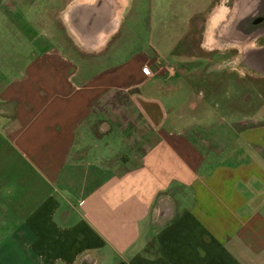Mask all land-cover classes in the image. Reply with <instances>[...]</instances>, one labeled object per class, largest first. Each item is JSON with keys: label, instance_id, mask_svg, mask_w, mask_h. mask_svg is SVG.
I'll return each mask as SVG.
<instances>
[{"label": "crops", "instance_id": "obj_1", "mask_svg": "<svg viewBox=\"0 0 264 264\" xmlns=\"http://www.w3.org/2000/svg\"><path fill=\"white\" fill-rule=\"evenodd\" d=\"M137 3L70 0L63 29L61 8L47 26L45 8L4 15L0 264H264V61L146 76L149 54L126 50ZM31 30L30 55L9 54ZM220 78L232 92L201 90Z\"/></svg>", "mask_w": 264, "mask_h": 264}, {"label": "rangeland", "instance_id": "obj_2", "mask_svg": "<svg viewBox=\"0 0 264 264\" xmlns=\"http://www.w3.org/2000/svg\"><path fill=\"white\" fill-rule=\"evenodd\" d=\"M69 1L0 0V41H4V37L8 38L10 36L8 32L10 29V26H8L9 21L4 15H8L7 12L10 11L11 7L17 13L21 11L23 6H31L34 8V11H39V9L36 10L37 7L45 8L43 11L49 15V17L46 15V20L44 21L46 26L49 20L52 23V17H55L56 10L61 8L59 15L61 16L60 25L63 29L66 23L63 9ZM137 5H139L138 8H135L127 16L125 38L131 41L130 44L132 46L126 47V50L134 52L141 49L149 54L151 57L150 63L152 62L156 66L155 70L152 69L154 73L150 77L159 72L167 71L164 66L169 67L173 76L180 74L186 68L192 69L194 66H190V61L197 58L203 57V59H207L209 56L214 55L219 57L229 55L243 56L244 50L248 46L245 42L231 41L229 37V30L236 15H244L239 10L237 0H140V4L137 3ZM30 16L28 17L30 22H34L37 18L35 13ZM14 34L12 32L13 36ZM19 35V41H16L14 46H9L8 53L17 54L19 52L25 58L26 55H30L33 45L38 40L33 38L35 36L40 38L42 34L37 30H31L24 33V36ZM51 40L58 49H62L69 55L60 41L54 37ZM62 40L67 41V36L62 37ZM263 44L264 36H261L249 46H260ZM75 51L82 53L81 57L83 59L94 58L93 55H86L79 46ZM79 62L81 64V61ZM215 65L219 71L228 69L232 71H244L243 61L236 62V67L234 68H231L229 62H218ZM191 75L193 78H189L188 82L197 89L195 87L196 70L193 69ZM237 76L240 75L238 74ZM216 81H218L217 84L212 86L209 84L210 86H205L201 90L211 93L231 91L230 85L225 83L224 78ZM235 81L236 83L231 86L232 88L234 86L233 91H238V94H236L237 98L234 100L237 104L243 105L244 100H248L249 97L244 93L246 84H244L243 78L240 80L234 79ZM176 83L179 82H174V84ZM193 103L194 105L197 104L196 96H194Z\"/></svg>", "mask_w": 264, "mask_h": 264}, {"label": "flooded vegetation", "instance_id": "obj_3", "mask_svg": "<svg viewBox=\"0 0 264 264\" xmlns=\"http://www.w3.org/2000/svg\"><path fill=\"white\" fill-rule=\"evenodd\" d=\"M237 2L241 13H245V25L243 27V20L240 18L241 16H239V14L236 15L229 30L230 40L235 42H245L246 45H248L244 50V55L258 56L259 53L264 50V44L253 47H250L249 45L259 37L264 36V26H256V24H259L256 23V21L259 20V15L264 12V0H237ZM255 19L257 20L254 21Z\"/></svg>", "mask_w": 264, "mask_h": 264}, {"label": "water", "instance_id": "obj_4", "mask_svg": "<svg viewBox=\"0 0 264 264\" xmlns=\"http://www.w3.org/2000/svg\"><path fill=\"white\" fill-rule=\"evenodd\" d=\"M260 17H259V20L258 21H256L257 19H255L254 21H256V23H259V24H256V26H260V27H262V26H264V12H262L260 15H259ZM243 21V27H244V23H245V18H246V16H245V13H244V15H242L241 17H240ZM262 25V26H261ZM251 26H254V25H251ZM258 59H262V61H264V50H262L261 51V53H259V55H258Z\"/></svg>", "mask_w": 264, "mask_h": 264}, {"label": "built area", "instance_id": "obj_5", "mask_svg": "<svg viewBox=\"0 0 264 264\" xmlns=\"http://www.w3.org/2000/svg\"><path fill=\"white\" fill-rule=\"evenodd\" d=\"M142 72L146 75V76H151L153 75L154 71L152 70V68L149 65H145L142 67Z\"/></svg>", "mask_w": 264, "mask_h": 264}]
</instances>
